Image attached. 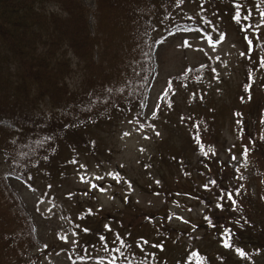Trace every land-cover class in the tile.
I'll list each match as a JSON object with an SVG mask.
<instances>
[{
    "label": "trees",
    "instance_id": "obj_1",
    "mask_svg": "<svg viewBox=\"0 0 264 264\" xmlns=\"http://www.w3.org/2000/svg\"><path fill=\"white\" fill-rule=\"evenodd\" d=\"M238 2L242 17L249 15L239 24L233 18V0H95L93 12L84 0H0V264H45L49 241L57 233L55 219L28 209L16 188L36 186L38 180L52 193L55 187H49V181L64 179L78 155L110 154L104 150L107 146H100L101 133H110L122 120L142 112L152 48L170 34L173 24L209 32L224 20L237 34L251 29L256 33L253 21L261 17L264 0ZM258 78L264 83V71ZM249 99H234L233 125L254 173L244 181L239 175L235 179L238 170L226 167L227 179L233 182L224 191L232 192L237 204L233 208L223 201L219 217L233 233V247L216 253L223 264H264V104L259 90ZM216 121L208 126L211 131L218 128ZM172 122L168 135L161 138V158L149 163L147 186L137 183L144 192L169 198L176 184L154 187L156 180H168L176 166L186 171L179 162L182 152L191 154L193 146L201 147L175 113ZM194 122V116L186 118L191 131ZM215 182L212 192L217 194L221 181ZM135 211L120 212L117 223L130 217L134 223L128 227L139 228L151 219L148 211ZM93 230L103 235L99 223L87 234ZM100 236L91 237L101 244ZM103 236L111 242L108 234ZM237 247L247 257H240ZM207 264L217 262L210 259Z\"/></svg>",
    "mask_w": 264,
    "mask_h": 264
},
{
    "label": "rangeland",
    "instance_id": "obj_2",
    "mask_svg": "<svg viewBox=\"0 0 264 264\" xmlns=\"http://www.w3.org/2000/svg\"><path fill=\"white\" fill-rule=\"evenodd\" d=\"M87 4L89 7H92L93 5L91 1H88ZM227 26L229 27L227 29H223V27L220 28V31L224 33L225 36L219 44H209L207 39H201L200 41L193 40L192 42H187V44H185L184 41L187 40L186 37H174L173 39L169 40L162 49H160L157 54L158 63L156 61L154 63L155 68L151 81V86L153 87L151 91H149L148 101L145 104L147 114L149 117H151V124L153 125L151 134L148 133L150 132V119H142V121L140 120L138 123L139 125L136 123H129L128 121L122 122L113 137L106 140V145L111 146V148L114 150L110 156V160L112 161L111 167L109 165L105 168H101L100 165L95 162V160L84 157L71 169L69 175L64 181L63 179L49 181L48 184H50L51 187H57L56 189L52 190L57 193V196H53L51 195L52 193L46 192V182L43 183L35 180V185L37 187L41 185L42 187L40 188L41 190L36 193L35 200L38 198H47L48 196H51L53 199L55 198L59 202L62 201L64 203L65 194H70V198L75 200L76 203H79V205L75 208L70 204L71 202H68V206L71 211L77 212L82 207H100L102 211H105V215L109 214L107 216V221H110L111 225H113L114 219L112 216L118 218L117 209L120 210L123 208V199L119 196H115L114 191H117L127 185L126 194L131 192L133 194L131 195L132 198L135 196L141 201L142 211L144 208V211H148L149 214L152 215L158 212L160 208H163V202H161V200L158 198L149 197L148 194L143 198L141 196L143 193L139 189H136L134 190L135 192H133L132 187L129 185L130 183L127 184L126 181H124L125 175L127 174L132 180H135L138 183H143L144 180H146L145 184H148V176L142 169L145 165H142L141 161L145 158H149L152 154H154L152 159L161 158L158 156L160 140L156 138L158 131L156 126L160 117L158 116L159 112L161 114V109L163 106H165L166 112H172L175 109V111H178L180 114H186L193 113L195 109H198L199 107L201 109L202 106L211 103L210 107L212 109H207V111L201 109L202 114L217 115L220 112V109L217 107L218 105H228V103L229 105H232L235 99V86L236 84L244 81L243 75L245 77V70L242 69L240 71L243 65L242 61H244V58L241 59L240 53L243 52V42L245 41L240 39V37L235 34V31L231 25ZM217 58H222L224 60L221 68ZM207 60L214 62V72L211 69V65L205 66L206 62H208ZM252 67L253 64H250L246 71L250 72ZM189 73L191 75H188ZM207 73L213 74L215 76L211 82L214 85L217 84L216 86L220 87L211 86L209 84L208 80L205 78L208 77ZM217 73L222 75H217ZM229 75H233L235 77L239 75V78L233 79V77L232 79H229ZM247 79H249V73L247 75ZM172 84L173 87L170 91ZM207 94H210L208 96V100L203 102L197 101ZM212 110L214 113H211ZM166 116L168 117L163 121V128L161 127L162 135L164 133L167 134L173 125V114H166ZM224 122V119L221 118V124L219 126H223L224 136L227 139V143L224 142L222 137L220 140V143L226 144L224 151L218 150L221 154V160L233 165L241 164V158H244L245 154L239 153L238 149H233V144L235 143V140H237V136L233 131L232 120L230 118L227 119L226 123ZM141 125H143V127H141ZM104 135L106 136V132L101 133V136ZM162 135L159 136V138H162ZM208 137L211 141L215 142V140L211 138V134ZM228 148L233 150H229L228 153ZM191 152L193 154V158H187L186 163L190 164L191 169L193 168V170H195V168L200 167L199 158L204 155V151L201 150L197 151L196 153L194 148H192ZM182 154L184 157V155H186V151H183ZM233 157H235V159H233ZM148 161H146V164ZM105 165H107V163H105ZM109 172L118 173L119 179L117 180L113 176L108 175ZM246 173L248 174V170H246ZM185 176H187L186 172L182 174L180 169L177 168L168 175V180H164V182L165 184L166 182L168 184H175V182H177V185H179L182 190L187 192L192 190L194 193L199 194L200 196L196 197L197 200H194L190 205L189 209L192 211L190 214L186 213L184 215L183 210L178 207V202H172L169 204L168 210L177 212L178 216H182L181 219L187 220L189 217H191L193 222L187 224H192L190 228H195V231H191L190 236L199 235L201 238H197L198 240H196L195 243L200 248L202 247L204 254H209L212 257V253L215 252L216 249L215 246H217V239L214 234L208 235L205 233V230L201 228L200 218H202L201 216L205 211V207H202L199 204L202 203L207 208H210L208 210L206 208L207 217L212 220L213 224L214 220L212 219V214L214 211L217 217L222 215V211L220 213V209L216 207V197L212 199V194L208 192H203L201 195V190H196L192 180H187ZM81 177H84V179H81ZM96 177H103V179L97 180ZM156 181H158V179ZM92 184L100 185L105 189V191L101 192L98 188L92 187ZM55 204L56 203L54 202L51 203L42 201L39 205L41 206L40 210L44 213L45 211H55L57 210V206ZM129 211L134 212L133 206L129 207ZM101 212L99 211V216H92L89 219V225L94 223V218L97 219V222L98 219L100 221V217L103 216V213ZM129 218L130 217L124 219L125 221L121 224L115 222L116 228H122L120 225H124L123 228L125 229H133L134 232H137V236L140 238L138 242L140 244L142 243L141 237L147 239L148 241L159 238L157 232L152 226L141 223L139 228L136 224L128 227L129 224L127 223L130 221L134 223V220L129 221ZM176 219L177 218L173 219V222L167 225L168 228H166V231L170 232L169 236H173L175 238V241H171L168 244V248L171 245V252L173 253L178 251V249L182 246L180 243H183L184 240H187V242H192L189 237L188 239L187 236H185L186 233L182 232V230H186L187 227L183 226L182 221L180 222ZM162 222L165 221H158L159 224ZM63 223V220H59L60 226ZM103 223L105 222L100 221L99 223L102 230L104 228ZM202 224L209 223L204 220ZM124 232L125 231L122 230L120 237H124V235L126 236V233ZM109 234L111 237H116L118 233L115 230H111L109 231ZM179 236L185 237L180 241ZM164 243V241L160 242V244L163 245L162 249L166 251ZM163 256L166 257V253L163 254ZM59 262L66 264L63 258H59L58 263ZM218 264H223V262H219Z\"/></svg>",
    "mask_w": 264,
    "mask_h": 264
},
{
    "label": "snow or ice",
    "instance_id": "obj_3",
    "mask_svg": "<svg viewBox=\"0 0 264 264\" xmlns=\"http://www.w3.org/2000/svg\"><path fill=\"white\" fill-rule=\"evenodd\" d=\"M182 2H183V0H180V3H182ZM233 3L235 5V8H234L235 14H234L233 18L237 21V23L238 24L240 23L241 18H243V20H245V21L248 20L249 19V15H243V17H242V6L238 2V0H233ZM259 15L262 18H264V11H261L259 13ZM188 19L191 20L192 17H188ZM203 22L204 23H208V24L211 23L210 21H203ZM260 24L264 25V19H261ZM173 27H176V26L173 24ZM251 27H252L251 25H245V28H251ZM177 30L180 31L181 29L178 28ZM183 31H185V32H188V31L204 32L205 30L202 29V28H197V29H183ZM255 31L258 32L259 28H257ZM205 36H206V38L208 40V43L214 45V44L219 43L221 40H223L225 34L221 32L219 34V38L218 39H214L210 32H205ZM245 39L248 41L249 49L251 50L254 47V41L251 38H249V37H245ZM162 42L163 41H158L156 43H162ZM184 43L187 44V40H185ZM240 55L244 56L245 53L241 52ZM260 63H261V67H264V57L260 58ZM212 71L214 72L215 69H212ZM245 89H246V91L249 90L250 86L249 85H245ZM141 127H143V125H141ZM205 154H207V153H205ZM233 159H235V157H233ZM81 167H83V166H81ZM108 175L113 176L117 180L119 179V174L118 173L109 172ZM81 179H84V177H81ZM96 179L97 180H102L103 177H96ZM157 183H159V182L157 181ZM215 183H216L215 181H211V184H215ZM91 186L94 187V188H98L101 192L105 191V189L103 187H101L100 185H98V184H92ZM203 187L205 189H207V188H209V185L205 184V185H203ZM237 194H239V190H237ZM225 200L229 201L233 208L237 204V201L235 200L234 195H233L232 192L222 191L217 197L216 207L218 209H220V210H223L225 208V204L223 203V201H225ZM89 213H91V210H89ZM205 220L209 223L210 226L216 227V225L213 224L212 220L209 217L205 216ZM237 223H238V221H237ZM104 228L106 230H108V231H111V226L110 225L105 224ZM83 231L85 233H87V232L90 231V229L85 227V228H83ZM222 235L224 236V239L222 241V243L224 244V247H226V248L233 247V244L231 242V238H232V235H233L232 229L229 228V227H225L223 229ZM116 238L120 241V243L122 245L125 244V241H123V239H121L119 237V234H117ZM61 239L64 240L65 242H68V237L67 236H62ZM99 240L101 242H104L101 245L102 250L105 253H108L109 252V248L107 246L106 237L101 235L99 237ZM141 242L142 243H141L140 247H141V251H142L143 250V245H148L149 241L147 239H144L143 237H141ZM73 243H75V241H73ZM152 247L161 248L162 249L163 245L157 243L155 245H152ZM115 251L117 253H119V252H121V249L117 248V249H115ZM235 251L239 254L240 257H242V258L247 257V253H246V251L243 248L237 247V248H235ZM78 259L80 261H84L85 259H93V257L80 256V257H78ZM95 259L98 261V264H117V258L116 257H112L111 259H108L107 262H105V257H103V256H97V257H95ZM187 259L189 261H195L196 264H204V257L201 256L196 251L191 252L190 255H188Z\"/></svg>",
    "mask_w": 264,
    "mask_h": 264
}]
</instances>
